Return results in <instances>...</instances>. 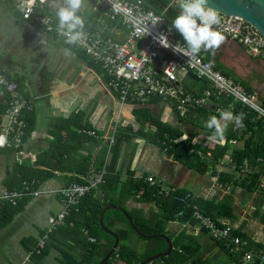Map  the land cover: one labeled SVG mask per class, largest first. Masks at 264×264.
<instances>
[{"label": "crops", "instance_id": "obj_1", "mask_svg": "<svg viewBox=\"0 0 264 264\" xmlns=\"http://www.w3.org/2000/svg\"><path fill=\"white\" fill-rule=\"evenodd\" d=\"M174 3L175 0L169 5ZM62 7H68L67 0H49L45 8L57 24H60L58 12ZM76 15L82 21V25L75 28L78 31H96L117 41H126L129 37L128 30L121 24L106 23L108 20L103 13L96 11L89 0H81ZM173 20L166 23L172 27ZM176 35L186 46L177 31ZM204 53L217 72L241 84L247 95L264 107L263 59L252 56L227 37L214 54ZM0 75L14 81L21 97L33 107V112L23 114L26 129L19 149L13 145L0 148V195L10 181H22L21 175L26 172L38 181H44L35 190L38 196L28 197L9 224L0 229V264H69L73 258H67L65 252L80 259L86 255V243H91L92 237L88 238L83 230L78 237L75 231L73 234L53 233L52 242L47 243L49 252L42 256L35 253V248L49 228L48 218L62 210L59 191L73 180L97 177L104 168L105 180L124 183L153 176L162 187L191 195L194 202L207 204V209L215 214L222 210L226 214L219 220L247 238L251 250L264 252V192L232 184L236 180L247 181L248 177L233 166H223L218 161L228 157L232 150V139L226 138L239 115L236 113L240 106L238 102L227 98L213 99L202 111H192L195 118L187 120L180 118L177 103L172 100L150 98L141 103L122 104L109 89L107 76L99 65L81 50L24 21L12 0H0ZM192 75L182 76V86L188 95L203 97L211 85L195 80ZM9 101V96L0 87V134L7 124L5 113ZM221 112L230 113L231 119L221 118ZM213 115L222 126L226 125L222 136L216 135L214 128L206 127ZM246 117L245 147L250 156L244 162L249 173L259 175L264 167V163L258 162L264 154V128L251 121V113L246 112ZM244 126L242 124V128ZM248 126L251 129L248 130ZM83 129L95 131L97 136L83 134L80 132ZM165 130L178 131L182 139L203 146L193 147L188 155L177 157L165 142L160 141L169 138L167 134L162 136ZM112 133L115 144L110 148L105 136ZM225 140L228 141L226 145ZM241 144L238 141L233 148L237 150ZM222 145L226 148L225 153L217 159L211 150L222 148ZM260 149L263 153L253 162V153ZM208 152L213 154L212 159L205 157ZM234 154L237 164H243L238 163ZM38 175L40 177H36ZM263 180L264 173L258 181ZM219 181L227 183L222 185ZM229 187L230 191L227 190ZM124 205L130 211L137 209L149 215L160 213L154 203L135 198H129ZM5 209L7 205L0 201V217ZM168 231L174 249L179 245V255H183V251L197 252L196 264H247L242 254L230 253L222 242L202 232L195 222L178 218Z\"/></svg>", "mask_w": 264, "mask_h": 264}, {"label": "built area", "instance_id": "obj_2", "mask_svg": "<svg viewBox=\"0 0 264 264\" xmlns=\"http://www.w3.org/2000/svg\"><path fill=\"white\" fill-rule=\"evenodd\" d=\"M20 12L22 19L35 24L45 33L52 35L64 44L82 50L92 62L97 63L108 79L111 92L122 103H141L150 98L160 100H172L177 103V111L180 118L187 120L195 118L192 111L204 109L213 99L227 98L235 100L247 113H251V121L259 123L264 128V107L259 105L256 99L247 95L241 84L224 77L217 72L206 59L204 51L192 54L177 37L173 27L166 23L161 15L153 10L143 8L142 0H89L94 3L96 11H101L106 20L120 23L128 30L129 37L126 41L112 40L98 32L68 31L67 27H61L46 13V5L49 0H12ZM175 5L180 0H175ZM220 22L213 25L215 30L223 36L239 43L252 56L264 60V39L259 32L238 17H229L218 13ZM78 34V35H77ZM76 39L69 42L70 37ZM165 36L169 47H162L158 37ZM178 49V51H174ZM194 74L200 80L211 85V89L204 91L203 97L188 95L182 86V76ZM0 87L5 90L10 98L5 117L7 124L2 127L0 134V148L16 146L22 143L26 129V121L23 114L33 112L32 104L20 95L17 84L0 75ZM83 134L97 136L92 130H80ZM111 148L115 144V135L105 136ZM238 140L230 141L231 149L228 157L218 160L223 166L231 165L243 176L250 171L246 162L239 165L233 159L234 146ZM194 152V150H192ZM204 156L203 152L199 153ZM205 157L212 159L213 154L208 152ZM258 162L264 163V154ZM239 168V169H238ZM106 169L104 168L97 177L83 180L82 183L73 182L59 191L61 196L62 210L56 216L48 218L49 228L41 237L37 248V254L45 248L48 234L60 225H65L67 218L73 213H80L83 198L93 190L99 189L105 183ZM138 181L146 183L150 188H155L153 197L168 199L179 191L174 188H164L153 176L139 178ZM235 185L245 184L244 180L234 181ZM248 184V183H247ZM249 185V184H248ZM23 190H3L0 201L15 207L25 197H37L38 191L26 183ZM230 187L227 189L230 191ZM258 190L264 192V180L259 182ZM181 201H194L193 197L186 194ZM183 220L184 215L179 214ZM198 228L210 236L213 240L223 243L224 247L232 254H242L245 263L258 262L264 264V252H255L250 249L247 238L229 224L213 220L200 211H195L192 216ZM73 225V223H71ZM96 242L95 238H90Z\"/></svg>", "mask_w": 264, "mask_h": 264}, {"label": "trees", "instance_id": "obj_3", "mask_svg": "<svg viewBox=\"0 0 264 264\" xmlns=\"http://www.w3.org/2000/svg\"><path fill=\"white\" fill-rule=\"evenodd\" d=\"M143 1V8L145 10H153L155 11V13L161 14L162 16H164V18L169 24L174 19V17L178 15L179 6L175 4L173 6L169 5L173 0ZM161 9H165V11H162ZM106 23L110 25H120V23L118 24L110 20L106 21ZM94 64L98 65L95 62ZM235 112L233 113L235 114ZM236 113H239L237 117H241L240 124H237V122L235 123L232 130L228 134L226 140L236 139L242 142L241 146L237 150L234 149V156H236L238 163H243L244 161H247V158L250 156V153H247V147H245V145H247V139H245L247 135V117L246 111H244V109L242 110L241 106H239ZM242 124H245L243 128ZM249 129H251V127L248 126V130ZM162 133V136L167 134V136L169 135V138L166 140L164 138H161L160 141L165 142L166 146H169V150L173 151L177 157L188 155V152H190V149L193 147L201 148L203 146V144L201 145V143L199 142H191L190 140L182 139L180 132L178 131L172 133L171 130H165ZM226 140L225 145L228 143V141ZM208 150L209 149H207V151ZM225 150V146L222 145V148H218L216 150L211 151L214 154L215 158L218 159L223 157ZM262 153L263 149L261 151L253 153V162H255V160L258 159L257 157H259ZM251 169L254 168L251 167ZM263 173L264 167L260 169L259 175H257V173H248V175L246 174L248 180H244L245 184L243 183L242 185L247 189L249 188L251 191L257 190L259 188L258 179L263 175ZM31 176L34 175L32 174L29 176L26 172L25 174L21 175L22 181H10L7 189L5 190L22 191L23 183H26L27 185L31 186L33 190H38L39 185L42 184V182L44 181H38V178ZM36 177H40V175ZM227 181L230 182L231 180ZM227 181H219V183L224 185L225 183H227ZM73 182L82 183L83 180L77 179L73 180ZM232 184L235 185L236 183L232 182ZM155 192V188H150L146 183H143L138 180H127L126 182L121 183L120 180L109 181L107 179L105 183L99 187L98 191L93 190L87 197L83 198L80 213L71 214L67 218L65 225L58 226L55 230H52L51 233L48 234L46 246L44 249L41 250V253L39 255L42 256L49 252V246L47 245V243L52 242L53 233L70 232L71 234H73L75 231L77 232L75 236L78 237L81 235L83 230L84 232H86L88 238H95L96 242L86 243L87 253L86 255H83L81 259L75 258L74 256H71V254L66 253L64 251L67 258H73L72 262L69 264H99L111 251L116 242V238L105 232L104 229L99 225L100 215L103 209L107 206H117L123 212L109 210L103 214V225L108 230L114 232L120 239L117 251H115L112 258L106 264H113L115 262H122L124 264H141L150 257L167 254L170 250L169 243L166 240L160 238H152L147 240L149 244L148 251L146 253L142 255L136 253V251H134L131 245L128 243V240L131 238L132 234H137L133 230L126 216L131 218L134 225L139 229L141 233L146 236L157 235L172 238L171 233L168 231V228L179 218L178 216L181 213L184 215V221L192 222V216L195 211H200L206 216L212 218L213 220L215 219L218 221H220L219 218L221 215L225 216L226 214L222 210H217V213L215 214L211 210L207 209V204H202L194 201H181V198L187 194L185 192L179 191L173 197H170L168 199L161 198L158 200L153 197V194ZM27 198L28 197L23 198L15 207L11 206L8 203H5L7 205V209H5V211L0 217V229L9 224L13 217L22 209L24 202ZM129 198H135L137 201L140 202L154 203L156 208L159 209L160 213L157 214L156 212L153 213V215H149L142 213V211H139L137 209H132L131 211L127 210L124 204L125 201H127ZM71 223H73V225H71ZM118 226L120 227L118 228ZM45 233L46 231L41 237H43ZM140 238L145 240L142 237ZM178 246L170 257L157 262L154 261L149 264H187L191 261L196 264L198 262V260L195 259L197 252L187 253V251H183V255H179ZM35 249V253H37L38 248L36 247Z\"/></svg>", "mask_w": 264, "mask_h": 264}, {"label": "clouds", "instance_id": "obj_4", "mask_svg": "<svg viewBox=\"0 0 264 264\" xmlns=\"http://www.w3.org/2000/svg\"><path fill=\"white\" fill-rule=\"evenodd\" d=\"M81 0H67L68 7L60 8L58 12L61 27H67L71 32L77 25H82V21L76 15V10L80 7ZM180 13L172 22V27L184 38L188 51L192 54H199L202 50L214 54L215 50L224 41L225 37L213 25L219 24L218 12L209 5V0H180ZM199 21V23H198ZM78 35V34H77ZM76 36L70 37L69 42L75 41ZM158 42L162 47H169L167 38L163 35L158 37ZM178 51V49H174ZM221 118L231 119L230 113L221 112ZM241 117L236 118L240 124ZM209 129H215L216 135H223L224 127L217 116L213 115L206 123Z\"/></svg>", "mask_w": 264, "mask_h": 264}, {"label": "water", "instance_id": "obj_5", "mask_svg": "<svg viewBox=\"0 0 264 264\" xmlns=\"http://www.w3.org/2000/svg\"><path fill=\"white\" fill-rule=\"evenodd\" d=\"M209 5L212 8H214L218 13H222L229 17H238V18L243 19V21H245L246 23L254 27L264 39V0H209ZM192 77L195 80L200 82V79L194 74L192 75ZM109 210H116V211L123 212L117 206H107L103 209L100 215V220H99L100 227H102L104 231L107 232L108 234L114 236L116 238V242L113 248L111 249V251L107 254V256L99 264H106L112 258L115 251H117L119 243H120V239L118 238V236L114 232L108 230L103 225V222H102L103 214ZM126 218H128L133 230L140 237L144 239H152V238L164 239L169 243V246H170V250L167 254L153 256L145 260L141 264H149L154 261L157 262V261L166 259L171 256V254L174 252L175 249H174V243L169 237L157 236V235L146 236L139 231V229L134 225L131 218H129L128 216H126Z\"/></svg>", "mask_w": 264, "mask_h": 264}, {"label": "rangeland", "instance_id": "obj_6", "mask_svg": "<svg viewBox=\"0 0 264 264\" xmlns=\"http://www.w3.org/2000/svg\"><path fill=\"white\" fill-rule=\"evenodd\" d=\"M137 235L132 234L131 238L128 240V243L131 245L132 249L136 251V253L142 255L148 251L149 242L147 240L149 239L143 240L140 238L139 235H138L139 237Z\"/></svg>", "mask_w": 264, "mask_h": 264}]
</instances>
